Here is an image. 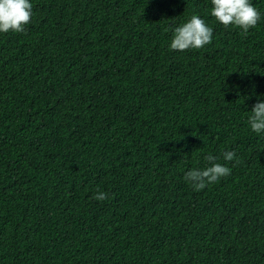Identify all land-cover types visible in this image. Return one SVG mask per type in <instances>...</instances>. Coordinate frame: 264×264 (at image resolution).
Segmentation results:
<instances>
[{"label":"trees","instance_id":"trees-1","mask_svg":"<svg viewBox=\"0 0 264 264\" xmlns=\"http://www.w3.org/2000/svg\"><path fill=\"white\" fill-rule=\"evenodd\" d=\"M30 2L25 31L0 33V264H264V133L247 123L264 0L246 34L211 0ZM193 14L212 42L171 50ZM209 154L230 175L194 191Z\"/></svg>","mask_w":264,"mask_h":264},{"label":"clouds","instance_id":"clouds-1","mask_svg":"<svg viewBox=\"0 0 264 264\" xmlns=\"http://www.w3.org/2000/svg\"><path fill=\"white\" fill-rule=\"evenodd\" d=\"M33 4L30 0H0V33H23L25 26L31 22ZM210 15L224 27H235L247 33L254 28L261 19L260 11L250 0H211ZM213 29L198 15L193 14L190 19L172 31L169 47L175 51L201 49L212 42ZM247 123L252 132L264 133V102L259 99L251 109ZM236 154L225 152V161H233ZM208 166L193 168L184 175L194 191L204 189L208 184L217 182L220 178L230 175L231 169L215 162L211 154L205 157ZM93 199L103 201L108 198L107 193L99 192Z\"/></svg>","mask_w":264,"mask_h":264}]
</instances>
